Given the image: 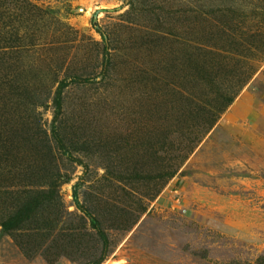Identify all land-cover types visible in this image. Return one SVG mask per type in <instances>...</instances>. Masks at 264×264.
I'll use <instances>...</instances> for the list:
<instances>
[{"label": "rangeland", "instance_id": "1", "mask_svg": "<svg viewBox=\"0 0 264 264\" xmlns=\"http://www.w3.org/2000/svg\"><path fill=\"white\" fill-rule=\"evenodd\" d=\"M0 15V264L264 260V0Z\"/></svg>", "mask_w": 264, "mask_h": 264}, {"label": "trees", "instance_id": "2", "mask_svg": "<svg viewBox=\"0 0 264 264\" xmlns=\"http://www.w3.org/2000/svg\"><path fill=\"white\" fill-rule=\"evenodd\" d=\"M0 1H2V0H0ZM0 16H1V15H0ZM0 29H1V30H0V54H1V53H4V48H5L4 45L1 46V42H3V41H2V38H1V36H2V35H1V33H2L1 23H0ZM3 43H4V42H3ZM23 46H25V45H23ZM28 47H30V45H28L27 47H24V48H21L20 46H18L17 48H18L19 50H26ZM26 51H27V50H26ZM16 53H17V52H16ZM106 53H107V52H106V48H105V54H106ZM106 59H107V57L105 56V60H106ZM74 80H75V81H78L79 79H73V81H74ZM68 84H69V83L62 82V83L59 85V87H58L57 95H56V98H55V101H54V108H55V112H56V114H57V113L59 112V110H60V94H61V91H62V89L66 88V87L68 86ZM238 90H239V89H238ZM238 90H237V91H238ZM235 93H236V92H235ZM234 95H235V94H234ZM234 95L225 98V100H224L222 106L219 107V108L215 111L214 116L212 117V119H211L210 122H209V125H208L209 129H210V128L215 124V122L218 120L219 115L222 114V113L226 110V108L231 104V102L233 101ZM52 134H53V136H54L55 139L58 138V137H57V134H56V131H54V129H53ZM57 140H58V139H57ZM172 175H173V174H170V175L168 176V178H170ZM74 197H76V193L74 194ZM77 207L80 208V206H79L78 203H77ZM83 212L85 213V216H87V217L90 219L92 225L94 226V229H97V227H98V223H97L95 220H93L92 216H91L89 213H87L86 211H83ZM2 227H3V229L6 230V231L8 230L6 224H3ZM100 237L102 238L103 241L105 240V238L103 237L102 233H100ZM259 264H264V260L260 261Z\"/></svg>", "mask_w": 264, "mask_h": 264}]
</instances>
